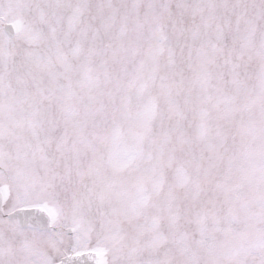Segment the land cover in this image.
<instances>
[{
  "label": "snow or ice",
  "instance_id": "1",
  "mask_svg": "<svg viewBox=\"0 0 264 264\" xmlns=\"http://www.w3.org/2000/svg\"><path fill=\"white\" fill-rule=\"evenodd\" d=\"M0 264H264V0H0Z\"/></svg>",
  "mask_w": 264,
  "mask_h": 264
}]
</instances>
